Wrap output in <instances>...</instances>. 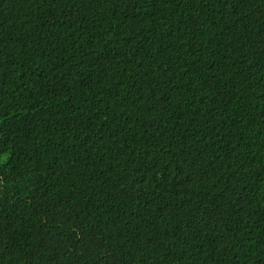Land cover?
I'll list each match as a JSON object with an SVG mask.
<instances>
[{"label": "trees", "instance_id": "obj_1", "mask_svg": "<svg viewBox=\"0 0 264 264\" xmlns=\"http://www.w3.org/2000/svg\"><path fill=\"white\" fill-rule=\"evenodd\" d=\"M0 264H264V0H0Z\"/></svg>", "mask_w": 264, "mask_h": 264}]
</instances>
